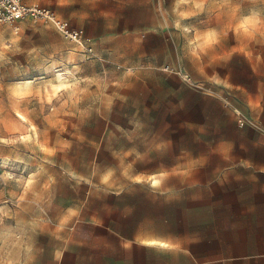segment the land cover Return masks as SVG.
I'll return each mask as SVG.
<instances>
[{
    "label": "crops",
    "instance_id": "1",
    "mask_svg": "<svg viewBox=\"0 0 264 264\" xmlns=\"http://www.w3.org/2000/svg\"><path fill=\"white\" fill-rule=\"evenodd\" d=\"M25 1L83 31L79 43L50 23L32 24L52 56L73 47L116 55L125 37L155 30L161 18L156 0ZM186 32L206 37L180 43L184 68L203 89L167 75L168 63L91 81L73 76L84 92L75 108L99 130L54 145V174L70 181V194L43 209L35 228L55 240L56 264H264V54L240 38L250 30ZM94 95L99 103L88 105Z\"/></svg>",
    "mask_w": 264,
    "mask_h": 264
},
{
    "label": "rangeland",
    "instance_id": "2",
    "mask_svg": "<svg viewBox=\"0 0 264 264\" xmlns=\"http://www.w3.org/2000/svg\"><path fill=\"white\" fill-rule=\"evenodd\" d=\"M156 2L161 16L156 29H145L140 36L125 37L122 52L116 55L111 54L112 51L107 55L90 50L81 53L73 47L67 55L52 56L42 49L41 37L37 36L41 31L31 26L39 22L18 19L13 23H0V264L57 262L55 240L37 236L35 228L43 209L50 212L70 194V181L54 174L59 171L51 163L54 145L67 146V137L72 139L74 133L83 132L85 127L91 134L99 130L94 117H86L83 109L75 108L82 103L84 95L78 90V84L71 81L62 94L48 88L55 74L68 67V62L77 65L71 69L74 77L85 81L93 77L139 74L143 66L148 70L165 63L187 72L181 61V40L206 38L203 35L192 37L186 32V29L203 27L250 30L240 38L251 39L253 55L264 54V0ZM188 44L190 51H199L193 42ZM191 62L188 60V64ZM164 72L180 77L190 88L206 87L189 72L191 82L176 72ZM34 77L38 80L35 79L31 89L15 90L14 81ZM85 86L82 84L80 88ZM99 101V96L94 95L86 103ZM76 167L79 171L85 168L82 164ZM26 232L25 240L33 243H22L21 234Z\"/></svg>",
    "mask_w": 264,
    "mask_h": 264
},
{
    "label": "built area",
    "instance_id": "3",
    "mask_svg": "<svg viewBox=\"0 0 264 264\" xmlns=\"http://www.w3.org/2000/svg\"><path fill=\"white\" fill-rule=\"evenodd\" d=\"M18 19H30L34 22L50 23L67 38L79 43H82L84 40L82 30L72 29L69 21L59 18L49 7L42 6L38 3H27L25 0H0V23H13ZM118 68H122V66L118 65ZM162 69L166 72H176L184 79L190 82L192 81L189 73L182 69L174 68L171 64L164 65ZM235 112L238 116L239 123L242 125L245 124L247 118L242 111L236 108Z\"/></svg>",
    "mask_w": 264,
    "mask_h": 264
},
{
    "label": "bare ground",
    "instance_id": "4",
    "mask_svg": "<svg viewBox=\"0 0 264 264\" xmlns=\"http://www.w3.org/2000/svg\"><path fill=\"white\" fill-rule=\"evenodd\" d=\"M73 76L74 74L70 67H66L63 70H60L55 74L54 81L50 84V86H48L49 90L57 94L59 91L67 89L71 85ZM34 83L35 79L28 78L22 81L18 80L14 82V87L18 92H23L31 89L34 86Z\"/></svg>",
    "mask_w": 264,
    "mask_h": 264
}]
</instances>
